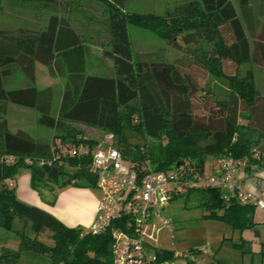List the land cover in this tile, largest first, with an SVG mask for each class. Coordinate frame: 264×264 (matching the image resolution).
<instances>
[{
    "label": "trees",
    "instance_id": "trees-1",
    "mask_svg": "<svg viewBox=\"0 0 264 264\" xmlns=\"http://www.w3.org/2000/svg\"><path fill=\"white\" fill-rule=\"evenodd\" d=\"M57 1L0 0V10L4 2H36L39 7L59 13ZM98 1L108 22L102 33L92 16L86 15L85 21L94 26L86 28L80 21L71 23L62 13L51 15L42 30H0V229L12 231L14 219L21 218L30 223L35 234V237L17 234V250H1L0 264H19L23 254L48 256L50 264H112L109 231L92 235L80 228L66 227L42 209L18 200L5 187L4 181L21 168L30 170L31 186L37 192L39 187L56 183L61 177H68L62 185L75 181V185L93 188L96 183L87 172V159L65 158L61 163L40 166L41 160L51 159L57 150H50L48 144L39 143L23 132L11 131L5 118L7 104L36 111L39 124L63 131L59 136L63 144L96 146L95 141L83 138L82 132L73 128L76 124L113 135L115 146L140 174L143 168L155 172L181 170L191 179L195 173H203L205 156L210 155L247 158L244 172L255 166L264 168L260 160L264 153L261 147L264 97L256 90L252 71L240 77L238 70L251 62L264 69V22L251 52L231 0H189L165 9L163 14L129 11L125 0ZM237 2L243 10L248 9L250 0ZM129 27L150 31L178 49L179 38L189 45L195 37H202L213 44V50L194 53L197 65L186 68L165 62L160 53L134 52ZM86 36H90L93 46L102 49L99 60L112 61V68L104 63L113 70L112 76L87 73L92 45L84 44ZM226 62L233 67L232 71L227 72ZM36 64L57 65L66 74L56 116L50 115L49 88L4 87L3 80L10 67H18L33 84ZM209 75L227 83L225 99H216L209 91L198 97ZM192 194L201 196L198 207L207 212L202 219L221 220L241 234L253 230L254 236L259 237L256 228L264 225V217L262 221L255 220L254 206L240 205L234 199L226 203L215 190H189L181 197ZM45 230L51 233L53 246L37 239ZM251 243L241 237L239 243H234V249L248 255ZM156 253L158 264L174 259L171 251ZM186 264L195 262L188 260Z\"/></svg>",
    "mask_w": 264,
    "mask_h": 264
},
{
    "label": "rangeland",
    "instance_id": "rangeland-1",
    "mask_svg": "<svg viewBox=\"0 0 264 264\" xmlns=\"http://www.w3.org/2000/svg\"><path fill=\"white\" fill-rule=\"evenodd\" d=\"M186 1L189 0H129V4L126 8L127 10L136 11L138 13L152 12L163 14L165 9H171L174 5ZM259 1L260 0H252V6L257 7L260 4ZM232 3H234L235 7L238 9L237 1L232 0ZM103 12L102 9V14L91 15L89 13H83L81 16L79 15V17L80 20H85L86 15H88L87 17L92 16L93 23H95V26L99 29L100 33H102L105 32V26L108 27V22L105 21L107 16H103ZM51 15L60 14L56 11L52 12L43 7H39L36 2H4L0 10V30L12 32L21 28L42 30L46 27L47 20ZM241 17H243V15ZM129 33L134 52L160 53L165 62L175 63L186 68L197 65L194 53L201 51L211 52L213 50V44L207 42L202 37H195L194 43L189 45H185L181 38H179L178 41L181 47L178 49L168 44L165 40L160 39L152 32L138 27H129ZM247 35L248 37L250 36L249 40L251 43V34L247 32ZM89 41L90 36H86L84 44L86 45L89 43L92 45ZM92 51L95 53L93 54L91 52L92 55L88 56L86 62L87 73L97 76L100 74L112 76V61L106 59L103 62V60L98 59L99 56H102V53L94 48ZM104 63L107 67L111 68L107 69ZM225 64L227 72L233 70L230 63L226 62ZM35 67V82L33 84L24 78L23 73L18 67H10L9 75L3 80L4 87L8 90L25 88L28 86H35L39 90L49 88L52 93L50 115L56 116L61 95L66 84V74L63 69L57 65L43 66L41 64H36ZM238 70L240 77L245 75L246 71H252L256 90L259 92L260 96L264 97V69L251 62L240 66ZM203 87L204 91L198 94L199 98L203 97L206 91L212 93L213 96L219 100L225 99L228 95L227 83L211 75L206 77ZM6 112L5 118L11 131L23 132L39 143L48 144L50 150H56L59 142H61L59 136L62 135L63 131L51 129L39 124V114L34 110L7 104ZM241 123L245 124L244 121H241ZM73 128H75L76 131L82 132L85 139L93 142L95 141L97 143L96 146H115V137L102 130L85 127L80 124L73 125ZM261 144L262 150L264 151V140ZM255 150L256 148H253V151ZM259 152H261L260 149ZM262 154L264 158V153L262 152ZM254 156L257 157L256 154H254ZM214 157L213 155L205 156V163L208 169H210L209 166L212 165ZM263 158L260 159L262 164L264 163ZM142 170L145 169L143 168ZM61 179L67 181L68 177H61ZM241 181L242 184L249 189L255 188L257 190H264V168L255 166L249 172L245 171L244 175L241 174ZM77 188L83 189L84 187L80 186ZM90 191H92V194H99L98 190L95 188L90 189ZM38 192L42 193L41 197H45L47 190L44 187H39ZM223 193L226 194L227 192L223 191ZM200 199L201 196L197 194H192L189 197H180L173 200L164 209V217L171 222L172 227L176 230L173 239L170 237L167 230H163L158 238L157 246L161 249L171 251L174 255V259L167 264H186L188 260H196V264H216L217 261L225 264H264V225H258L256 228L259 231V239H256L253 230L242 232L244 239L250 240L254 238L248 247L251 253L243 255L234 249V243L240 242L239 232H233L230 225L221 220L210 218L202 219V215L207 212L201 207H198ZM260 215L262 214L256 212V221L263 220V217ZM13 226L18 232L35 237V234L30 229V223L24 219L17 218L14 224H12V227ZM18 236L19 235H16L17 241ZM36 237L40 242L53 246L51 233L49 231L45 230ZM199 248L206 251L207 254H201V252L196 251L192 256H188L189 252L195 249L199 250ZM185 255H187L188 258L184 257ZM19 264H50V259L48 256L39 257L31 254H23Z\"/></svg>",
    "mask_w": 264,
    "mask_h": 264
},
{
    "label": "built area",
    "instance_id": "built-area-1",
    "mask_svg": "<svg viewBox=\"0 0 264 264\" xmlns=\"http://www.w3.org/2000/svg\"><path fill=\"white\" fill-rule=\"evenodd\" d=\"M56 150L51 159L41 160L39 165L51 166L65 158L88 160L87 172L95 178L99 198L95 219L87 232L92 235L110 232L112 264H158L160 233L167 230L172 239L175 233L163 215L164 209L189 190H215L226 203L234 199L264 214V190L249 189L241 181L247 158L218 157L213 174L195 173L189 179L181 170L145 169L140 174L116 146L59 142ZM64 166L68 164L64 162Z\"/></svg>",
    "mask_w": 264,
    "mask_h": 264
},
{
    "label": "crops",
    "instance_id": "crops-1",
    "mask_svg": "<svg viewBox=\"0 0 264 264\" xmlns=\"http://www.w3.org/2000/svg\"><path fill=\"white\" fill-rule=\"evenodd\" d=\"M57 2L59 13L64 14L65 18H67L71 23H78L77 21H80L81 24H84L86 28L93 27L94 25L93 23L90 25L88 21H83L82 19L80 20L79 14H98L103 9L102 4L99 3L98 0H58ZM259 3L260 4L257 7H253L252 0H250L248 9L246 8L243 10L239 7L238 2V9L233 3L236 13L243 25L246 36L248 37L247 32L251 34V43L249 40L250 36L248 37L251 52L253 51L254 46L253 41L261 32V26L264 22V0H260ZM124 4L126 7L129 4V0H125ZM242 15L243 17H241ZM93 48L99 50L100 53H102V49L100 47L91 46L90 52L93 54L95 53L92 51ZM83 138L85 137L83 136ZM216 159L217 157L215 156L212 165L209 166L210 169H208L207 164L205 163L203 170L205 174H213ZM63 182L65 181L59 178L56 183H47V185L44 187L47 190L46 195L45 197H41L42 193L37 192L31 186L30 170L24 168L19 169L13 177L5 180L4 185L8 190L14 192L18 200L26 203L27 205L42 209L46 213L56 218L64 226L69 228H80L87 231L95 219L99 194H92V191H90L92 188L89 187H84L83 189L77 188L80 186L75 185V181H71L67 185H62ZM93 188L96 189L95 186ZM256 212L262 214L258 210H256ZM260 216L264 217L263 214ZM16 219L17 218L14 219L13 224ZM174 231L176 230L174 229ZM17 233L22 232L15 230L14 226L12 231H5L2 229L0 230V252L4 249L16 251L19 245V239L17 241L16 237ZM241 237H243V234L239 233V240ZM259 238L260 237H257L256 239ZM253 239L254 238L250 239L249 241L252 242ZM159 250L167 251L166 249L161 248H159ZM201 254L207 253L204 251V253L201 252ZM194 262L196 264V260H194ZM167 263L168 262L160 264Z\"/></svg>",
    "mask_w": 264,
    "mask_h": 264
}]
</instances>
